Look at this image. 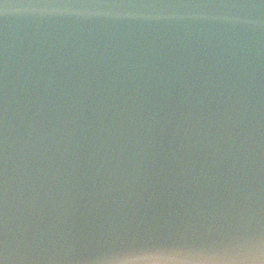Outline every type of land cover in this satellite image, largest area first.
Returning <instances> with one entry per match:
<instances>
[{"label": "water", "instance_id": "obj_1", "mask_svg": "<svg viewBox=\"0 0 264 264\" xmlns=\"http://www.w3.org/2000/svg\"><path fill=\"white\" fill-rule=\"evenodd\" d=\"M0 259L264 264V0H0Z\"/></svg>", "mask_w": 264, "mask_h": 264}, {"label": "snow or ice", "instance_id": "obj_2", "mask_svg": "<svg viewBox=\"0 0 264 264\" xmlns=\"http://www.w3.org/2000/svg\"><path fill=\"white\" fill-rule=\"evenodd\" d=\"M133 255L137 260L147 261L152 260L157 255V252L152 249H141L134 252ZM0 264H4L2 259H0Z\"/></svg>", "mask_w": 264, "mask_h": 264}]
</instances>
